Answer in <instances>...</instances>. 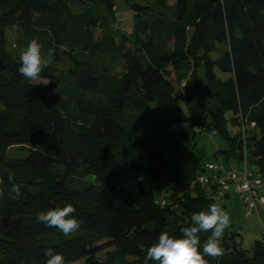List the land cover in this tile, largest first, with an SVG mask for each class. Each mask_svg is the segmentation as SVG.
<instances>
[{"label":"trees","instance_id":"1","mask_svg":"<svg viewBox=\"0 0 264 264\" xmlns=\"http://www.w3.org/2000/svg\"><path fill=\"white\" fill-rule=\"evenodd\" d=\"M162 1L170 16L132 5V33L121 34L107 28L116 17L114 0H0V264H45L46 248L63 254L65 264H144L161 232L181 236L192 213L216 202L213 189L195 183L203 165L190 149L194 126L228 139V157L240 166L237 146L241 141L243 151L248 124L252 151L244 158L264 176V0ZM9 27L51 49L54 61L69 63L67 77L91 96L77 112L61 103L55 66L46 62L40 73L47 86L18 73L19 60L7 47ZM101 58H118L124 68L104 98L95 96L109 78ZM194 106L201 113L190 115ZM227 112L244 133L228 136ZM23 145L30 147L25 157L7 156ZM141 173L168 179L165 207L155 204L151 190L123 188L121 179ZM68 204L80 225L75 232L64 235L37 219ZM210 232L198 233L201 245ZM221 247L219 256H203L206 264H264V244L243 250L227 227Z\"/></svg>","mask_w":264,"mask_h":264},{"label":"rangeland","instance_id":"2","mask_svg":"<svg viewBox=\"0 0 264 264\" xmlns=\"http://www.w3.org/2000/svg\"><path fill=\"white\" fill-rule=\"evenodd\" d=\"M162 3V0H114L115 9L113 8V11L116 17H113V19L116 18V20H108L110 25H107V28H114L121 34H131L134 26V12L130 7L132 5L143 4L170 16L171 9L164 8ZM93 9L95 10L97 17L104 16L101 8L94 7ZM111 25L114 26L112 27ZM103 31L104 29L101 30V28L96 29L94 37H100ZM6 37L9 51L12 55H14L15 59L19 60V54L27 46L29 40L24 39L21 32L15 27H9L6 29ZM118 39L119 38H117V41ZM46 50L47 49L42 46V58H44L48 64L55 66L61 75V103L67 110V113H69V111L71 113L77 112L79 110L78 107L81 104L80 101L90 99L91 96L81 94L74 86L73 81L67 77L66 71L70 66L69 63L60 56H57L56 59L58 60L54 61V56H52V54L48 55V51ZM60 51H62V49H60ZM212 58L213 60L216 59V57ZM98 63L109 69L108 80L105 82L104 87L100 89V92L95 94V96L104 98L105 94H108L110 90V80H116L119 76H121L124 72V68L122 66L123 63L118 58H101L98 60ZM214 73L218 80L223 81L227 78V75L221 73L217 67L214 68ZM33 82L42 86H47V82L45 80H33ZM183 88L184 82H180L176 93L180 98L182 96ZM183 107L184 109L186 108L184 105ZM201 111V107L194 106L193 109H191L190 115L199 114ZM232 117L233 114L231 112H227L224 115L225 129L230 138H234L241 133L240 125H235L231 122ZM250 131L249 125L247 124L245 126V133L242 135V141L245 143V147L242 143L243 156H245L248 160L251 158L252 151V145H250L249 142V139L251 138ZM29 149L30 147L28 145L13 146L7 150V156L13 158L25 157ZM190 149L191 152L200 157L203 166L209 163H221L226 169L235 170L237 167L235 157L233 155L228 157L229 155L227 154L231 152V144L228 139L222 138L219 134L214 136H209L208 133L197 134L190 144ZM162 155L164 159L168 160L169 157L166 149L162 150ZM120 182L123 188L132 194H136L141 190H151L154 199L169 196V193H166L168 185V179L166 177L152 179L145 173H141L139 175L128 174L121 179ZM194 186L195 184L191 187V196L196 195ZM258 195L264 197V176L262 177V186L258 190ZM215 203L221 206L223 210L228 213L229 224L227 229L231 233L235 234L236 243L239 248L249 251L256 241H260L264 244V206L259 207V215L253 214L252 216H246L245 207L238 196H232L231 199L226 200L224 203H221L220 201H216ZM97 257L99 259H103V253L98 254ZM68 264H84V260Z\"/></svg>","mask_w":264,"mask_h":264},{"label":"clouds","instance_id":"3","mask_svg":"<svg viewBox=\"0 0 264 264\" xmlns=\"http://www.w3.org/2000/svg\"><path fill=\"white\" fill-rule=\"evenodd\" d=\"M42 45L37 39H31L19 54L18 73L29 80H40V73L46 61L42 58ZM48 55L52 50L48 49ZM8 179L13 182V192L20 195L19 186L14 183V177L9 174ZM75 208L68 204L39 212L37 219L45 227H55L62 234L68 235L79 229L80 225L75 216L70 215ZM229 224V216L216 203L208 205L206 210L194 212L191 215V226L181 229L182 235L174 237L167 232H161L156 242L148 246L144 257V264L154 261L156 264H206L204 255L219 256L223 249L221 238ZM211 229L210 235L202 245L199 232ZM43 255L45 264H65L64 256L52 248H46Z\"/></svg>","mask_w":264,"mask_h":264},{"label":"built area","instance_id":"4","mask_svg":"<svg viewBox=\"0 0 264 264\" xmlns=\"http://www.w3.org/2000/svg\"><path fill=\"white\" fill-rule=\"evenodd\" d=\"M194 135L205 134L206 129L200 126L192 127ZM244 133V126L241 125ZM214 136L215 131L208 133ZM195 183L202 188L213 189V197L216 201L224 203L231 194H236L245 207L246 216L258 214L259 207L264 206V197L258 195L262 186V177L254 165L249 164L243 156L240 166L235 170L226 169L223 164L209 163L203 166V171L196 178ZM159 207H165L168 202L164 197L154 200Z\"/></svg>","mask_w":264,"mask_h":264},{"label":"water","instance_id":"5","mask_svg":"<svg viewBox=\"0 0 264 264\" xmlns=\"http://www.w3.org/2000/svg\"><path fill=\"white\" fill-rule=\"evenodd\" d=\"M237 153H238L239 160H242L243 159V151L241 148V141L238 142Z\"/></svg>","mask_w":264,"mask_h":264},{"label":"crops","instance_id":"6","mask_svg":"<svg viewBox=\"0 0 264 264\" xmlns=\"http://www.w3.org/2000/svg\"><path fill=\"white\" fill-rule=\"evenodd\" d=\"M232 196H237V195H236V194H231V195H229V197H228L226 200L231 199ZM226 200H225V201H226ZM225 201H224V202H225Z\"/></svg>","mask_w":264,"mask_h":264}]
</instances>
